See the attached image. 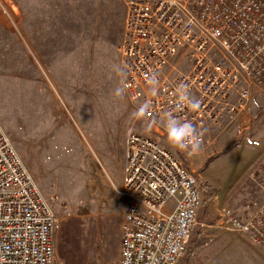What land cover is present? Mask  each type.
Segmentation results:
<instances>
[{
  "label": "built area",
  "instance_id": "1",
  "mask_svg": "<svg viewBox=\"0 0 264 264\" xmlns=\"http://www.w3.org/2000/svg\"><path fill=\"white\" fill-rule=\"evenodd\" d=\"M116 50L122 88L156 136L128 130L119 192L126 198L117 257L101 264H178L207 190L158 137L171 112L202 133L242 111L252 85L264 83V0H123ZM187 65L186 70H180ZM156 77L151 94L148 78ZM186 84L200 108L178 106ZM171 203V204H170ZM215 223L264 245V205H221ZM58 219L0 128V264H53Z\"/></svg>",
  "mask_w": 264,
  "mask_h": 264
},
{
  "label": "rangeland",
  "instance_id": "2",
  "mask_svg": "<svg viewBox=\"0 0 264 264\" xmlns=\"http://www.w3.org/2000/svg\"><path fill=\"white\" fill-rule=\"evenodd\" d=\"M124 17L123 0H0V128L58 219L53 264H101L118 254L126 198L113 166L124 165L128 130L150 133L124 94L115 95ZM234 164L210 168L207 180L224 186ZM221 197L198 218L215 220L221 205H264Z\"/></svg>",
  "mask_w": 264,
  "mask_h": 264
},
{
  "label": "crops",
  "instance_id": "3",
  "mask_svg": "<svg viewBox=\"0 0 264 264\" xmlns=\"http://www.w3.org/2000/svg\"><path fill=\"white\" fill-rule=\"evenodd\" d=\"M246 132L248 137L244 136ZM202 133L210 139L215 137L212 141L214 145H202L201 151L191 156L176 150L179 156L177 158L204 183L207 194L214 192L202 205L217 200L220 195L221 200L227 202L226 198L234 202H264V86L252 88L247 105L236 116L224 117L216 124H207L202 128ZM149 134L156 136L151 129ZM158 138L166 147L167 135ZM235 140L238 143L234 147L222 152ZM216 143L218 147L213 157ZM244 149L247 150L248 157H240L239 153L245 152ZM231 153H236L238 157H228ZM122 160L124 161V157H121ZM228 160H234L235 164L227 175L224 186L222 182L221 186H216L211 180H207L210 168ZM109 165H112L110 161ZM122 165L119 168L112 165L116 172L114 182L116 186L120 185L119 188L122 182ZM247 180L254 181L251 182L254 191H250ZM198 216L199 211L198 224L193 230L197 234L193 233V239L203 240L193 246L178 264H264V245L254 244L246 233L223 231L217 227L215 220L200 219Z\"/></svg>",
  "mask_w": 264,
  "mask_h": 264
},
{
  "label": "clouds",
  "instance_id": "4",
  "mask_svg": "<svg viewBox=\"0 0 264 264\" xmlns=\"http://www.w3.org/2000/svg\"><path fill=\"white\" fill-rule=\"evenodd\" d=\"M120 75H123V69H117ZM148 83L151 86L150 91L153 96L158 91V80L156 77L148 78ZM124 94V88L117 87L115 95L120 97ZM175 95L178 100V106L188 107L192 111H197L200 108V101L192 98L189 94V89L186 84L177 86ZM150 108L149 103L142 104L139 109L134 113L137 118H142L146 115ZM163 128L167 135V140L170 146L186 152L188 155H196L202 148L201 132L197 130L193 123L189 121H181L174 116L171 112L165 115L162 121Z\"/></svg>",
  "mask_w": 264,
  "mask_h": 264
},
{
  "label": "trees",
  "instance_id": "5",
  "mask_svg": "<svg viewBox=\"0 0 264 264\" xmlns=\"http://www.w3.org/2000/svg\"><path fill=\"white\" fill-rule=\"evenodd\" d=\"M237 143H238V141L235 140L230 145L225 147L222 152H226L227 150H229L232 147H234ZM213 194H214V192L211 191L210 193H208L207 198H211L213 196ZM193 233L197 234V232H192V235H191V237H190V239L188 241V248H187V252L186 253H188L193 246L199 244L203 240V239H200V238L199 239H195V238L193 239Z\"/></svg>",
  "mask_w": 264,
  "mask_h": 264
}]
</instances>
